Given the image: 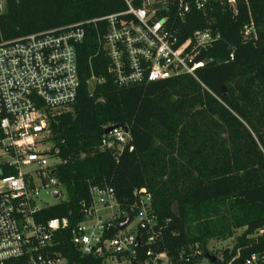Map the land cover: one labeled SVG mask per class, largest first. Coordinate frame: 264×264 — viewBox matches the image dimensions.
<instances>
[{
  "label": "trees",
  "instance_id": "1",
  "mask_svg": "<svg viewBox=\"0 0 264 264\" xmlns=\"http://www.w3.org/2000/svg\"><path fill=\"white\" fill-rule=\"evenodd\" d=\"M3 1L0 41L124 8L122 0ZM250 22L254 32L245 39L243 26ZM176 24L182 38L205 27L221 35L204 53L198 80L180 75L128 86L113 83L98 51L104 24H85L76 45L75 100L48 117V140L59 160L55 172L67 199L40 214L68 219L53 245L67 264H101L70 238L89 183H107L126 200L145 187L169 253L196 241L207 249L210 240L227 238L233 244L214 264H243L252 253H264V234L253 236L264 226V0H237L235 14L220 7L192 11ZM91 76L103 81L91 85ZM108 125L125 128L130 137L119 154L100 147ZM137 253L140 258L141 247Z\"/></svg>",
  "mask_w": 264,
  "mask_h": 264
},
{
  "label": "built area",
  "instance_id": "2",
  "mask_svg": "<svg viewBox=\"0 0 264 264\" xmlns=\"http://www.w3.org/2000/svg\"><path fill=\"white\" fill-rule=\"evenodd\" d=\"M122 1V10L102 17L0 41V264H67L53 245L57 231L69 227L68 219L43 220L40 214L67 199L55 172L59 160L48 140V117L75 100L76 45L85 36V24H104L98 51L107 60L113 83L128 86L180 75L198 80L204 53L221 35L205 27L182 38L176 20L216 7L237 12V0ZM251 32L252 22L243 26L244 38ZM95 81L103 78L91 76V85ZM108 127L100 147L119 154L129 142L128 132L117 125L104 130ZM80 212L82 220L70 227L71 242L83 255L100 258L101 264H214L220 257L215 255L210 263L209 250L197 241L169 253L145 187L135 188L132 199L126 200L107 183H89ZM262 234L264 226L253 236ZM243 264H264V253H252Z\"/></svg>",
  "mask_w": 264,
  "mask_h": 264
},
{
  "label": "rangeland",
  "instance_id": "3",
  "mask_svg": "<svg viewBox=\"0 0 264 264\" xmlns=\"http://www.w3.org/2000/svg\"><path fill=\"white\" fill-rule=\"evenodd\" d=\"M1 9L2 11L5 10V4L3 0H0ZM62 198H65V191L63 189H60ZM236 234H240L241 230L237 229L235 231ZM233 244V238H227L225 240H210L207 243V249L211 253H216V255L220 256L219 259H221V252L226 248H231ZM215 256V255H214ZM216 258V257H215Z\"/></svg>",
  "mask_w": 264,
  "mask_h": 264
},
{
  "label": "water",
  "instance_id": "4",
  "mask_svg": "<svg viewBox=\"0 0 264 264\" xmlns=\"http://www.w3.org/2000/svg\"><path fill=\"white\" fill-rule=\"evenodd\" d=\"M111 128H112V127H108V128H106V129L104 130V133H107ZM53 194H54L55 196H57V191H54ZM127 222H128V219H125V220L123 221V223L120 225V228H122ZM135 245H136V246L139 245V241H138V240H137V242H136ZM206 258L210 261V263H213V262L215 261V259H216L214 255H211V254H209V253H206Z\"/></svg>",
  "mask_w": 264,
  "mask_h": 264
}]
</instances>
